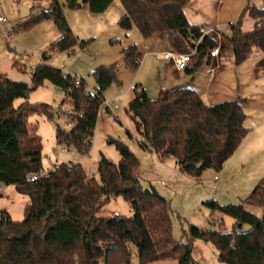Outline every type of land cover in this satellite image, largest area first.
<instances>
[{
    "label": "trees",
    "instance_id": "trees-1",
    "mask_svg": "<svg viewBox=\"0 0 264 264\" xmlns=\"http://www.w3.org/2000/svg\"><path fill=\"white\" fill-rule=\"evenodd\" d=\"M113 1L66 0V6L79 9L85 5L97 14ZM120 2L123 13L117 22L123 30L135 27L144 39L168 34L172 50H196L188 74L210 62L209 52L217 42L201 36L202 25L188 20L185 7L190 0ZM64 5L51 0L49 8L32 11L13 29L25 30L52 20L60 35L48 49L71 52L79 41L64 16ZM244 13H248L251 28L243 29L240 19L229 23L228 31L221 34L229 42L235 64L244 61L252 47L258 49L262 55L256 63L258 69L264 66V6L247 3ZM121 54L127 67H138L140 53L135 44L123 46ZM41 57L42 62L31 74V84L0 73V186L12 185L28 197L22 220L15 221L7 210H0V264H132L133 254L138 264L174 256L176 264H196L192 256L194 239L210 243L222 264H264V175L238 203L219 204L214 199L202 203L210 214L230 216L234 220L231 230L220 228L221 219L217 220L219 227L190 224L188 241L173 236L169 201L154 186L140 185L135 173L138 160L118 140H109L116 145L118 162L100 153L97 176L88 175L79 161H63L56 163L54 170L31 179L30 174L43 169L42 142L36 129L29 128L28 116L51 118L53 112L46 103L29 102L30 91L47 80L71 100L72 126L64 130L56 125L55 137L57 144L71 146L79 154L90 148L105 100L102 87L91 92L84 79L76 84L75 76L47 63V51ZM111 73L112 67H99L94 76L99 81ZM17 99L21 101L16 103ZM125 112L134 122L142 149L153 151L161 161L171 157L175 167L196 179L207 168H221L249 130L244 125L246 114L240 100L206 104L190 81L162 89L155 97L140 88ZM116 196L130 203L133 214L111 218L99 215L109 198ZM256 209L261 211L257 214Z\"/></svg>",
    "mask_w": 264,
    "mask_h": 264
},
{
    "label": "rangeland",
    "instance_id": "rangeland-1",
    "mask_svg": "<svg viewBox=\"0 0 264 264\" xmlns=\"http://www.w3.org/2000/svg\"><path fill=\"white\" fill-rule=\"evenodd\" d=\"M57 1L65 4L64 16L79 41L71 52L48 49L50 42L60 35L52 20L40 21L25 30L13 29V26L25 20L32 11L49 8L51 0H0V16L5 18L0 23V73L12 80L31 84V73L26 67H35L42 62L41 54L47 51V63L56 68L63 64L66 72L76 79H84L91 92L102 87L105 100H112L116 107L111 110L106 108L104 102L101 105L87 153L80 154L76 159L70 154H61L56 160V149L67 145L56 143L55 126L69 129L68 116L73 115L71 100L64 98L62 91L47 80L31 90L28 101L46 103L53 112L51 118L38 114L28 116L29 128L34 127L41 138L43 170L55 163L79 161L88 175L97 176L96 163L100 153L111 161L118 162L116 145L109 142L110 139L118 140L126 144L138 160L135 173L140 185L143 188L154 186L169 201L172 234L175 238L188 241L190 224L200 228L219 227L218 219L222 220L221 229L231 230L234 220L230 216L219 212L210 214V210L202 203L208 199H214L219 204L238 203L264 175V66L256 71L255 63L260 59L261 53L253 55L258 49L252 47L248 57L240 64H235L230 56L221 58V84L215 97L218 102L240 96L246 98L242 109L246 114L244 125L249 130L221 168H207L196 179L182 173L167 159L160 162L153 152L139 146L134 122L126 114L125 108L131 96L140 88L151 97L157 96L161 79L158 71L160 60L151 53H141L140 58L143 59L136 69L125 65L121 48L128 40L136 38L137 35L141 36L135 27L127 31L119 27L117 21L123 12L120 0H114L105 12L97 14L91 13L87 6L71 9L66 6V0ZM191 1L192 7L186 9L188 18L198 24L213 22L212 26L216 25L221 33L226 29L228 31L229 22L240 19L243 29L251 28L248 13H244L246 4L264 6L263 0ZM162 37L163 42H168V34ZM82 40H87L85 45L80 44ZM220 46L222 48L223 45ZM205 66L207 65L201 68L203 72ZM99 67H112L113 73L98 81L94 71ZM132 83H136L135 90L130 89ZM20 101L15 100L16 103ZM69 111L72 115L68 114ZM68 148L74 149L71 146ZM1 191L0 210L6 209L15 221L22 220L28 197L16 192L12 185H2ZM115 214H133L130 203L121 196L110 197L99 211V215L105 218H111ZM191 243L192 256L197 263L222 264L217 258L212 260V253L217 255V252L210 243L200 239H194ZM176 260L174 256L148 264H176ZM132 264H138L134 254Z\"/></svg>",
    "mask_w": 264,
    "mask_h": 264
},
{
    "label": "crops",
    "instance_id": "crops-1",
    "mask_svg": "<svg viewBox=\"0 0 264 264\" xmlns=\"http://www.w3.org/2000/svg\"><path fill=\"white\" fill-rule=\"evenodd\" d=\"M219 1H221V0H219ZM189 7L190 8L192 7V1L191 0H190L189 4L185 7V14H186V9H188ZM122 13H121V15H122ZM186 16H187V14H186ZM187 18H188V16H187ZM188 20L190 22H192L189 18H188ZM231 22H234V21H231ZM231 22H229V23H231ZM192 23H194V22H192ZM212 23L213 22H211V23L210 22H204L203 24L201 23L199 25L212 26L213 25ZM196 24H198V23H196ZM214 26L216 27V25H214ZM225 32H227V29L225 30ZM210 37H212L217 43L218 42L221 43L223 46L221 48V46H220L221 44L220 45L217 44V46H219V48H220L219 54L214 58H210L209 63H203L196 70V72L193 75L188 74L187 69L191 68V66L194 64L196 59H193V61L191 63H189L184 69L177 70L174 67L172 61L162 57V52H164L166 50H172V48L169 49V46L171 47L169 37H168V42H163L162 36H156L155 35V36H151L149 38L144 39L142 37H138V35H137L136 38L128 40V42L125 44V46L129 45V44H135L137 47V50L139 51L140 54L141 53H143V54L151 53L154 58L160 60V62L158 63V65H159L158 71L160 72V78L161 79L158 78V79H160V83L158 86L157 94L162 89L171 88L173 86L180 85V84H186L187 82L190 81L192 86L196 90L197 94L200 96V98L206 104L210 105V104L218 103V100H217L218 98H216L215 96H216V91L219 90L217 88L221 84L220 77H219V73H220L219 70L222 69L221 58L222 57H229V56L233 57L230 46H229V42L226 38H224V36L221 34L220 30L218 33H215V34L211 35ZM258 53H261V52L259 50H257L256 54H258ZM261 56L262 55H260L259 58H261ZM142 59H143L142 57L139 59V65H140V62L142 61ZM258 60H256V63L258 62ZM256 63H255V70L257 71L260 68L256 69ZM143 64H144V61H143ZM143 64H142V66H143ZM203 65H207V66H205L204 72H203V70H201ZM141 69H142V67H141ZM159 72H158V74H159ZM132 84H135V87H136V83H132ZM147 96H149V95H147ZM149 97H151V96H149ZM132 98H133V95L131 96L130 100ZM229 99H233V98H229ZM234 99H237V100L239 99L241 101V106H242L243 101L246 100V98H243L242 96L234 97ZM225 100H228V99H225ZM222 101H224V100H222ZM222 101H219V102H222ZM148 151H151V150H148ZM151 152H153V151H151ZM155 156H156V154H155ZM156 158L158 159L157 156H156ZM167 160H169L170 162H172L174 164V161L172 158H167ZM159 161L163 162L161 160H159ZM178 170H179V168H178ZM182 173H184V172H182ZM1 194H2V191L0 190V195ZM260 211H261V209H258L256 211V213L258 214Z\"/></svg>",
    "mask_w": 264,
    "mask_h": 264
},
{
    "label": "built area",
    "instance_id": "built-area-1",
    "mask_svg": "<svg viewBox=\"0 0 264 264\" xmlns=\"http://www.w3.org/2000/svg\"><path fill=\"white\" fill-rule=\"evenodd\" d=\"M4 20H5V18L3 16H0V22H2ZM199 32L201 33V36H203V35L211 36V35H213L215 33H218L219 32V29L217 27H215V26L202 25V26L199 27ZM219 50H220L219 46L216 45L215 47H213L210 50V52H209L210 57L211 58L216 57L219 54ZM256 52L257 51L255 50L253 52V55ZM162 57L165 58V59H169L170 61H172L174 67L177 70H182L189 63H191L193 61V59H196V50L194 48L191 51L166 50V51L162 52ZM26 68L32 74L35 67L33 65H29ZM59 68L62 69L63 72H66L65 66L63 64H61ZM78 83H79V81L77 79L76 80V84H78ZM130 89H134V84H131L130 85ZM62 94H63V96L65 98L66 97V94L63 91H62ZM62 100H61V103H63ZM104 103L106 105V108H108V109L114 110V108L116 107V105L113 104V101L112 100H104ZM69 113L71 114V111H69L68 114ZM71 126H72L71 116L69 115L68 116V128L70 129ZM61 154H70L71 156L74 157V159H76L80 155L79 152L76 149L70 150L68 148V146H62L60 148H57L56 151H55V153H54L55 159L58 160V157ZM169 158H171V157H169ZM55 165H56V163L53 166H51L50 168H47L45 170L42 169V171H40L39 173H32V174H30V178L33 179V180H35V179L41 177L42 175H44L45 173H47L49 170H54ZM215 179H216V176L213 177V180H215ZM0 190H1V186H0ZM215 258H216V255L214 253H212V260H215ZM197 264H200V263H197Z\"/></svg>",
    "mask_w": 264,
    "mask_h": 264
},
{
    "label": "water",
    "instance_id": "water-1",
    "mask_svg": "<svg viewBox=\"0 0 264 264\" xmlns=\"http://www.w3.org/2000/svg\"><path fill=\"white\" fill-rule=\"evenodd\" d=\"M139 96H142V94L140 93Z\"/></svg>",
    "mask_w": 264,
    "mask_h": 264
}]
</instances>
